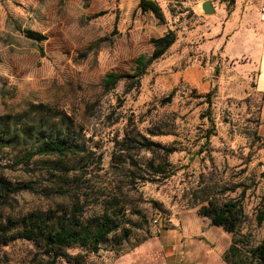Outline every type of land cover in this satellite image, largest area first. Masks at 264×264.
I'll return each mask as SVG.
<instances>
[{
    "label": "rangeland",
    "instance_id": "374dc122",
    "mask_svg": "<svg viewBox=\"0 0 264 264\" xmlns=\"http://www.w3.org/2000/svg\"><path fill=\"white\" fill-rule=\"evenodd\" d=\"M183 1L159 2L160 20L142 12L139 0H0V122L6 118L10 129L17 123L20 136L67 133L72 148L61 158L26 162L28 143L17 140L0 153V180L31 188L0 209L9 236L29 217L52 226L73 215L84 231L107 214L118 227L99 249L76 243L70 255L84 264H226L232 235L183 198L214 185L223 188L221 200L241 201V236L252 247L264 242V222L255 219L264 196L257 64L221 57L209 29L218 19L196 13L197 0ZM169 31L174 44L138 86L124 78L106 89L107 74L132 75L136 59L152 54L151 40ZM210 120L214 130L203 145ZM143 138L177 150L166 158L179 168L175 176L145 181L148 165L164 156L138 149ZM40 242L11 239L0 264H46ZM238 250L228 255L232 264H259Z\"/></svg>",
    "mask_w": 264,
    "mask_h": 264
},
{
    "label": "trees",
    "instance_id": "16d2710c",
    "mask_svg": "<svg viewBox=\"0 0 264 264\" xmlns=\"http://www.w3.org/2000/svg\"><path fill=\"white\" fill-rule=\"evenodd\" d=\"M138 8L142 12H151L157 19L163 20V13L158 3L149 0H140ZM175 40L176 36L172 31H169L162 37L152 39V54L148 58L139 57L136 59V68L132 75L112 72L107 74L104 81L106 89L111 90L118 81L124 78L132 80L134 85L138 86L140 78L145 75L146 68L160 59L174 44ZM205 97L207 98L208 95ZM208 102L210 103V101ZM208 118L210 119V116ZM4 120L0 122V153L4 149L11 147L17 140H21L22 142L26 140L28 143L29 149L23 155V161L26 162L31 161L35 157L61 158L72 151L71 146L67 142V133L54 134L52 131L41 133L35 129L30 134L20 136L15 133L17 123H12L11 125L13 126L10 129L8 128L6 118ZM211 125V129L202 138L204 139L203 145L209 143L214 130L212 121ZM143 140V143L136 142L139 144L138 149L152 152L158 150L164 156V161L156 165L152 163L148 165L151 178H146L145 181L158 184L164 183L175 176L179 168L173 167L166 161V158L177 152V150L172 147H163L159 143L146 141L144 138ZM201 151L203 150H198L196 154L201 153ZM194 156L192 155L191 158ZM213 186L197 188L192 192L186 193L183 198L187 200V207L191 209L197 208L199 215L207 218L211 226L221 228L224 232L232 235L230 245L223 254V261L226 264H232L228 259V255L230 252L234 254L239 251L238 248L240 246L247 249V252L252 255L257 263L264 264V242L252 247L249 236H241L240 234V230L246 221V215L244 214L241 201L221 200L220 195H222L223 188L217 191L218 188ZM27 190H31L29 184L13 186L5 180H0V209L8 206L12 195ZM255 219L258 224L264 222V196L257 208ZM10 221L8 219L7 223H10ZM39 222V217H36L33 221L29 217L27 222L26 220L24 223L20 222L18 224L21 227L20 230H15L10 236L8 234L9 231H12L10 230V226L0 223V249L2 245L11 239H40V254L47 257L46 264H55L57 259H62L68 264H84V258L81 255H70L69 250L74 247V244L79 243L82 246L89 245L91 251L96 252L102 242L118 227L115 220L107 214L94 218L93 225L95 227L89 226V228H86L88 230L84 229V231H78L75 228L77 223L74 222L73 215L64 220L56 221L52 226Z\"/></svg>",
    "mask_w": 264,
    "mask_h": 264
},
{
    "label": "crops",
    "instance_id": "0c3cea01",
    "mask_svg": "<svg viewBox=\"0 0 264 264\" xmlns=\"http://www.w3.org/2000/svg\"><path fill=\"white\" fill-rule=\"evenodd\" d=\"M202 1H195L194 9ZM209 1L214 7L215 19L220 23L215 26L209 22L211 24L209 29L212 30V34H216L213 44L215 51L225 59L247 58L249 62L257 64L255 89L263 98L262 123L264 124V22L259 16L264 0ZM183 2L192 3L191 0Z\"/></svg>",
    "mask_w": 264,
    "mask_h": 264
},
{
    "label": "water",
    "instance_id": "95a60500",
    "mask_svg": "<svg viewBox=\"0 0 264 264\" xmlns=\"http://www.w3.org/2000/svg\"><path fill=\"white\" fill-rule=\"evenodd\" d=\"M195 11L202 16H212L215 14L214 7L209 0H203L195 6Z\"/></svg>",
    "mask_w": 264,
    "mask_h": 264
},
{
    "label": "built area",
    "instance_id": "2783aa9c",
    "mask_svg": "<svg viewBox=\"0 0 264 264\" xmlns=\"http://www.w3.org/2000/svg\"><path fill=\"white\" fill-rule=\"evenodd\" d=\"M149 1L159 3V2H168L169 0H149ZM259 16H260V20L264 22V4L260 9Z\"/></svg>",
    "mask_w": 264,
    "mask_h": 264
}]
</instances>
